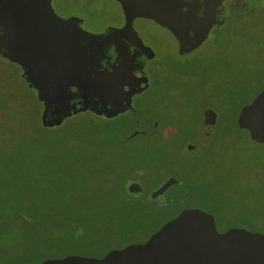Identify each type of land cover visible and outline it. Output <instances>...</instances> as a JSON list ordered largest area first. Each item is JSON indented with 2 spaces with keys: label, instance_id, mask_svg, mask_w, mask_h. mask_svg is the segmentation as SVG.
Listing matches in <instances>:
<instances>
[{
  "label": "rangeland",
  "instance_id": "374dc122",
  "mask_svg": "<svg viewBox=\"0 0 264 264\" xmlns=\"http://www.w3.org/2000/svg\"><path fill=\"white\" fill-rule=\"evenodd\" d=\"M231 2L236 0L226 3ZM239 3L250 7V1ZM53 8L58 14L80 16L85 28L93 32L121 19L120 6L113 0H53ZM257 18L262 17L244 11L236 17L229 16L226 25L213 30L212 37L197 54L185 60L178 58L176 42L167 30L150 22L140 26L144 41L155 57L147 64L152 89L135 100L137 119L121 114L107 122L92 113L80 112L56 127L43 129L42 105L35 92L21 77L17 64L0 58V151L24 154L33 146L45 150L54 131L59 133L56 141L72 144L88 134L89 128L104 126V137L114 148L133 151L138 145H144L147 153L154 156V168L144 177L146 191L173 178L172 169L183 173L181 166L188 162L192 172L187 175L184 186L189 184L197 208L215 216L219 233L241 226L263 233L264 141L258 132L236 125L239 107L264 89V19ZM157 64L160 66L158 74L153 71ZM157 81L162 87L174 84V93L165 92L160 102H157ZM236 88L239 89V105L233 103L225 108L226 113L219 116L211 129L212 136L204 137L202 109L213 104L221 114L220 92ZM135 120L145 134L128 139ZM155 121L158 127L152 129ZM217 131L222 134L216 138L213 135ZM156 138L158 145L154 142ZM193 143L196 149L199 147L197 152L187 149V145ZM163 152L167 153L169 161L171 158L168 164ZM117 194H123L121 188L117 189ZM8 211L6 209V213H10ZM165 219L166 216H157L146 229L135 230L130 235L117 231L98 236L93 246L77 249L74 256L93 257L131 242H141ZM1 231L0 264H40L39 259L47 253L40 239L28 242L29 253L24 254L28 258L16 261L11 257L24 253L17 246L21 234L12 227Z\"/></svg>",
  "mask_w": 264,
  "mask_h": 264
},
{
  "label": "water",
  "instance_id": "95a60500",
  "mask_svg": "<svg viewBox=\"0 0 264 264\" xmlns=\"http://www.w3.org/2000/svg\"><path fill=\"white\" fill-rule=\"evenodd\" d=\"M114 1L120 5L125 17L120 31H130L136 44L145 47L132 28V20H152L176 39L177 54L181 59L196 53L213 25L207 20H197L191 12L181 11L176 0ZM67 26V21L54 12L49 0H0V55L20 65L21 77L44 107L41 114L43 127L58 125L65 117L47 122L45 110L50 102L63 99L68 82L82 90L83 101L78 111L89 109L100 115L92 97L97 95L103 101L118 97V92L113 89L115 76L98 74L99 79H93L87 69L88 50L97 36L84 31L75 36L68 32ZM146 85L136 93L144 90ZM132 94L128 92L125 103L118 110L107 111L104 115L110 118L131 108ZM215 121L216 112L212 108L204 109L203 124L210 127ZM236 125L258 132L264 141V89L240 108ZM137 133L135 130L129 137ZM187 149L195 150L196 146L188 144ZM173 183L177 180L169 178L152 192V197L155 199L157 195L160 199ZM129 191L134 195L142 190L133 186ZM134 250L143 251L141 258L144 260H126L127 264H264V235L237 228L217 235L213 218L200 209H191L164 223L139 249L127 247L110 252L103 259L71 256L47 259L40 264H112L114 259L124 257V261L126 257H133ZM147 258H150L148 262Z\"/></svg>",
  "mask_w": 264,
  "mask_h": 264
},
{
  "label": "trees",
  "instance_id": "16d2710c",
  "mask_svg": "<svg viewBox=\"0 0 264 264\" xmlns=\"http://www.w3.org/2000/svg\"><path fill=\"white\" fill-rule=\"evenodd\" d=\"M238 91L236 88L220 92L223 112L219 116L226 113L229 105H239ZM165 92L173 94V85L160 88L157 102ZM88 130L92 135L87 132L72 144L56 141L59 133L54 131L45 150L33 146L24 154L0 151V230L17 229L21 234L17 246L24 252L15 253L13 260L28 258L24 256L29 253L28 242L34 243L35 239H40L41 247L47 251L39 259L42 262L74 256L77 249L93 246L98 236L113 232L130 235L154 221L150 205L131 196L126 188L130 180L145 181L146 172L154 168V156L147 153L144 145H138L133 151L114 148L104 137V126ZM158 140H154L157 145ZM163 153L168 164L171 158L169 161L167 153ZM181 167L183 173L177 168L171 171L177 186H184L187 175L192 172L188 162ZM188 186L174 194L173 204L179 205L191 196ZM118 188L123 194H117Z\"/></svg>",
  "mask_w": 264,
  "mask_h": 264
},
{
  "label": "flooded vegetation",
  "instance_id": "af4514ba",
  "mask_svg": "<svg viewBox=\"0 0 264 264\" xmlns=\"http://www.w3.org/2000/svg\"><path fill=\"white\" fill-rule=\"evenodd\" d=\"M49 1L53 8V0H49ZM176 1L181 11L185 13H188V12L193 13L197 17V20L199 21L207 20L209 22H213L212 27L208 31L207 38L202 42L199 49L202 47L204 42L210 40V38L212 37L213 30L223 28L226 25V22L229 16L236 17L239 12L244 11L247 13H251L252 16L262 17L264 19V0H247V1H250V7H246L243 3L242 5H240L239 2L240 1L242 2V0H236V2H231L229 4L226 3L228 0H222V1H219V0H176ZM54 12L60 18L67 21L68 32L74 34L75 36L79 35L82 31L89 33L91 35L97 36L96 42L93 43L90 49L88 50L89 55H88L87 69L91 72V76L93 79H99L98 74H102V75L106 74L109 77L115 76L114 77L115 83L113 85V89L116 92H118V97L117 99L103 101L102 99L100 100V98L97 95H94L92 97V100L94 104L98 107V110L101 112L100 115L94 114L89 109L85 111H78L80 109L81 102L83 101L82 94H81L82 90L78 88L77 86H75L74 84L71 85L68 82L66 86V90H65V96L63 97V99L56 101V102H50V104L46 107V110H45L46 121L52 122L53 120H57V119H60L62 116H65L61 121V123H63L65 119L70 118L80 112L92 113L103 119H113V118L118 117L121 114H128L130 115L131 118L137 119L138 103H136L135 100L139 95L152 89L151 88L152 79L150 78V75L147 69V64L149 61L153 60L155 57V53L152 51V48L148 44L145 43L144 37L139 27L144 25L147 22L156 24L157 26L161 28H164V27L158 25L157 23L149 19L134 18L132 20V28L136 32L137 36L142 40L143 45L145 46L141 48L136 44L137 40H135L133 34L130 31H120V29L125 24V17L122 13V10H121V19L119 22L114 23L112 25H105L103 26L102 29L96 32L86 29L84 26V19H82L80 16H77L71 13L58 14L55 10ZM262 18H257V19H262ZM164 29L167 30L166 28ZM174 40L176 42V53H177V41L175 38ZM198 50L196 51L195 55L197 54ZM190 57L191 56H186L182 59L179 57L178 58L180 60H185L186 58H190ZM0 58H2L1 55H0ZM12 63H15V62H12ZM15 64H17L20 69V65L18 63H15ZM153 71L157 72L158 74L160 72V66L158 64H157V67L154 66ZM165 79H167L166 76H165ZM145 85L146 87L144 90L140 91L139 93H136L138 90H140V88L144 87ZM168 85H166V87ZM171 85L174 86V84H171ZM162 86L163 85L161 83H158L157 81V93L160 91V88ZM128 92H133L131 96V108L127 109L125 112L120 113L116 116L107 118L104 114L107 111L114 113L116 110H118L119 106L125 103V100L128 97L127 96ZM206 108H212L216 112V121L213 125H211L210 127H206L202 123L204 137L210 138L213 134L211 129L218 122L219 112L216 106L211 104L209 106H205L202 109V113L204 109ZM75 109L76 111H73ZM43 110H44V107L42 105L41 114ZM58 125H55L53 127H56ZM154 125L155 126L157 125L156 121L152 125V129ZM134 126L135 127L132 131H130V134L133 133L135 130H137L138 133L129 138H133L135 136H141L145 134L144 131L141 132V130L139 129L140 123L137 120L134 121ZM46 128H50V127H46ZM221 134L222 132L217 131L213 136L217 138V136ZM196 150L197 149H195L193 152H197ZM143 183L144 181H142V179L130 180L128 181L126 188L128 192L130 193L129 189L131 187L139 186L142 190L141 193L140 194L137 193L134 195L130 193V195L133 197H139L142 200L146 201L148 205H150V207L152 208V211L150 212V216H153L154 219H157V216L159 217L166 216V219L162 221V223L159 225L158 228L156 227V229L153 232H150L147 238L142 240L141 242H131L127 245H124L123 247L109 250L104 254L96 255L93 257L88 256L85 258L103 259L105 257H108L109 255L108 253L116 252L118 250L125 249L127 247H133V248L136 247V249H139V247H141V244L143 245L153 233H155L158 229H160V227L164 223H166L170 219L175 218L180 212L185 211V210H191V209H199L197 208V205H195V203L197 202H195L191 196L179 205L173 204L175 201L174 194L176 192L180 193L184 189L182 186H177L178 182L170 184L164 190L162 197L160 199H157V195H156V198L154 199L152 197V192L156 191L163 183L147 191L145 187L143 186ZM203 212L207 216H211L213 218L214 231L217 235H221L222 233L230 229V228H227L223 232L219 233L216 229L215 216L210 212H207V211H203ZM237 229H245L247 231H250L245 226L237 227ZM260 234L264 235V232ZM142 256H143V251L134 250L133 257H126L124 261H123L124 257L122 259H114L112 264L114 263L115 264H127L128 262H126V260L128 261H131V260L136 261V260H141V259L144 260L143 258H141ZM149 259L150 258H147L146 262H148Z\"/></svg>",
  "mask_w": 264,
  "mask_h": 264
}]
</instances>
